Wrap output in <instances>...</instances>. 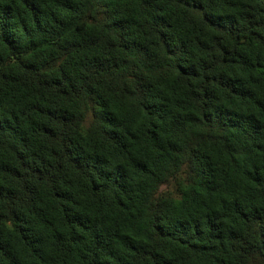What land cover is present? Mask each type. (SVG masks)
Segmentation results:
<instances>
[{
	"label": "trees",
	"instance_id": "trees-1",
	"mask_svg": "<svg viewBox=\"0 0 264 264\" xmlns=\"http://www.w3.org/2000/svg\"><path fill=\"white\" fill-rule=\"evenodd\" d=\"M0 264H264V0H0Z\"/></svg>",
	"mask_w": 264,
	"mask_h": 264
}]
</instances>
